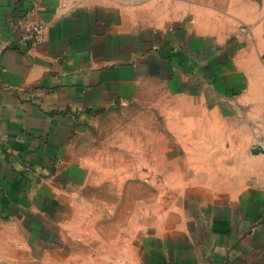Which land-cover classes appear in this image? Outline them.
Returning <instances> with one entry per match:
<instances>
[{"label": "crops", "instance_id": "0c3cea01", "mask_svg": "<svg viewBox=\"0 0 264 264\" xmlns=\"http://www.w3.org/2000/svg\"><path fill=\"white\" fill-rule=\"evenodd\" d=\"M261 100L264 0H0V264H264ZM127 107L167 138L138 221L80 142Z\"/></svg>", "mask_w": 264, "mask_h": 264}, {"label": "rangeland", "instance_id": "374dc122", "mask_svg": "<svg viewBox=\"0 0 264 264\" xmlns=\"http://www.w3.org/2000/svg\"><path fill=\"white\" fill-rule=\"evenodd\" d=\"M252 104L250 103L251 106ZM229 111L230 120L238 121L236 110L230 109ZM217 116L214 112L213 121H220ZM238 117L240 121V116ZM242 118L243 121H264V101L261 100L260 103H255L254 108L248 107ZM160 119L152 117L148 112L131 107L118 108L104 115L80 139L84 156L91 160L92 164L101 167L100 173L95 174L94 177L96 181L104 182L102 195H109L112 192L108 188H116L118 192L123 189L126 194L129 193V196H131V190L134 188L133 198L135 196V198H139L138 203L141 202L142 197L143 201L147 197V205L134 204L126 208L124 205L115 207L118 210V216H120L117 218L118 220H124L125 217L128 219V216L132 214L134 221H138L141 214H144L146 210L151 215L155 211L167 208L166 205L161 207L159 203L162 197L166 201L172 196V190L157 189L151 184L153 182L160 184L162 176L143 173L146 166L156 167L158 161H160L158 153H163L162 146L164 143L158 148V140L163 141L164 133L161 131L160 126L155 123ZM164 137L166 138V134ZM166 144L171 145L168 142ZM256 147L264 149V126L260 127L254 139L246 143L247 153L253 154L251 150ZM257 154L264 155V151ZM168 161V165H171V159ZM165 162L167 164V159ZM169 176L164 175L165 182H167ZM142 185L144 188H142ZM109 208L112 207L102 206L103 219L106 222Z\"/></svg>", "mask_w": 264, "mask_h": 264}, {"label": "built area", "instance_id": "2783aa9c", "mask_svg": "<svg viewBox=\"0 0 264 264\" xmlns=\"http://www.w3.org/2000/svg\"><path fill=\"white\" fill-rule=\"evenodd\" d=\"M45 24L42 22H34L29 28V33L34 42H41L44 37ZM243 31V29H242Z\"/></svg>", "mask_w": 264, "mask_h": 264}, {"label": "water", "instance_id": "95a60500", "mask_svg": "<svg viewBox=\"0 0 264 264\" xmlns=\"http://www.w3.org/2000/svg\"><path fill=\"white\" fill-rule=\"evenodd\" d=\"M262 151H264V149L259 148V147L253 148V149L251 150V152H252L253 154H257V153L262 152Z\"/></svg>", "mask_w": 264, "mask_h": 264}]
</instances>
